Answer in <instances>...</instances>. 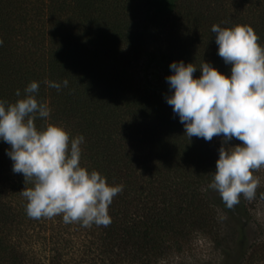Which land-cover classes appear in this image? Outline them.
I'll return each mask as SVG.
<instances>
[{
	"label": "trees",
	"instance_id": "obj_1",
	"mask_svg": "<svg viewBox=\"0 0 264 264\" xmlns=\"http://www.w3.org/2000/svg\"><path fill=\"white\" fill-rule=\"evenodd\" d=\"M213 25H251L264 47V0H0V100L38 82L49 122L83 135L81 166L123 185L106 227L30 218L33 184L0 139V264H224L246 233L235 264H264V167L255 198L228 208L210 187L223 137L190 139L167 103L173 62L231 76Z\"/></svg>",
	"mask_w": 264,
	"mask_h": 264
},
{
	"label": "clouds",
	"instance_id": "obj_2",
	"mask_svg": "<svg viewBox=\"0 0 264 264\" xmlns=\"http://www.w3.org/2000/svg\"><path fill=\"white\" fill-rule=\"evenodd\" d=\"M212 31L218 55L232 65L231 76L204 62L202 75L194 78V64L173 62L174 74L166 80L174 93L167 103L190 139L223 137L210 187L231 209L241 194L255 198L259 178L253 172L264 167V47L251 25H213ZM44 83L61 89L59 82ZM67 86L65 79L63 87ZM38 91L39 84L33 81L23 98L12 103L0 100V139L11 146L7 154L13 172L23 174L26 185L33 184L20 192L28 202L27 215L33 219L62 215L66 224L110 225L109 206L123 185H110L98 171L81 166L83 135L72 138L63 126L49 122L51 109L34 95ZM16 95L20 97L19 90ZM37 118L44 120L40 128ZM233 138L242 143L227 146Z\"/></svg>",
	"mask_w": 264,
	"mask_h": 264
},
{
	"label": "rangeland",
	"instance_id": "obj_3",
	"mask_svg": "<svg viewBox=\"0 0 264 264\" xmlns=\"http://www.w3.org/2000/svg\"><path fill=\"white\" fill-rule=\"evenodd\" d=\"M211 195H217V192H211ZM247 233L246 236L244 237V240L241 242V239L234 245V247L228 251L225 257V263L224 264H235L240 260L242 257V253L244 252V248H246V243H247ZM209 251V249H207ZM208 251H204V254H207ZM210 257L214 258L216 260L218 258L217 254L216 255H211ZM223 260V259H222Z\"/></svg>",
	"mask_w": 264,
	"mask_h": 264
}]
</instances>
